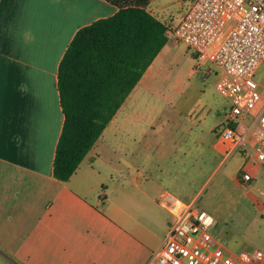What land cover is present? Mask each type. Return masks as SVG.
<instances>
[{
	"label": "crops",
	"instance_id": "crops-1",
	"mask_svg": "<svg viewBox=\"0 0 264 264\" xmlns=\"http://www.w3.org/2000/svg\"><path fill=\"white\" fill-rule=\"evenodd\" d=\"M116 10L108 0H0V256L13 264H145L169 228L163 191L141 176L107 193L112 159L100 167L89 155L106 127L67 181L53 175L59 61L77 29Z\"/></svg>",
	"mask_w": 264,
	"mask_h": 264
},
{
	"label": "rangeland",
	"instance_id": "rangeland-1",
	"mask_svg": "<svg viewBox=\"0 0 264 264\" xmlns=\"http://www.w3.org/2000/svg\"><path fill=\"white\" fill-rule=\"evenodd\" d=\"M193 1H150L148 9L170 28L168 40L148 81L129 93L89 155L100 156L96 166L112 159L109 195L121 182L133 190L141 176L140 186L170 191L210 213L212 232L230 250L264 253V167L241 152L223 158L215 143L230 102L216 89L215 73L203 77L194 51L173 34ZM255 78L264 80V62ZM243 171L248 182L237 179ZM0 264L13 263L0 256Z\"/></svg>",
	"mask_w": 264,
	"mask_h": 264
},
{
	"label": "built area",
	"instance_id": "built-area-1",
	"mask_svg": "<svg viewBox=\"0 0 264 264\" xmlns=\"http://www.w3.org/2000/svg\"><path fill=\"white\" fill-rule=\"evenodd\" d=\"M173 34L192 49L203 77L217 74L215 87L230 102L227 124L215 146L223 157L241 152L264 167V0H194ZM217 66V70L212 68ZM244 182L252 179L243 171ZM159 203L172 215L160 247L145 264H254L260 250L229 251L211 228L213 216L163 191Z\"/></svg>",
	"mask_w": 264,
	"mask_h": 264
},
{
	"label": "trees",
	"instance_id": "trees-1",
	"mask_svg": "<svg viewBox=\"0 0 264 264\" xmlns=\"http://www.w3.org/2000/svg\"><path fill=\"white\" fill-rule=\"evenodd\" d=\"M117 7L76 30L57 70L64 114L53 175L67 181L168 40L151 0H108Z\"/></svg>",
	"mask_w": 264,
	"mask_h": 264
}]
</instances>
